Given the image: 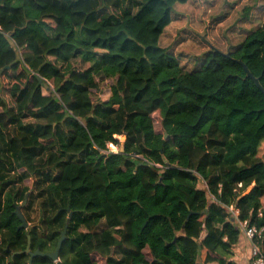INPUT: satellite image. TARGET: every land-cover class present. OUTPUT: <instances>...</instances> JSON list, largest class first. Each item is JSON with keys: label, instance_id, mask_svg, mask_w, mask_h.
Wrapping results in <instances>:
<instances>
[{"label": "trees", "instance_id": "1", "mask_svg": "<svg viewBox=\"0 0 264 264\" xmlns=\"http://www.w3.org/2000/svg\"><path fill=\"white\" fill-rule=\"evenodd\" d=\"M188 1L0 0V264L67 224L32 264H238L241 236L252 264L264 94L238 61L264 87V22L189 70L160 44Z\"/></svg>", "mask_w": 264, "mask_h": 264}, {"label": "rangeland", "instance_id": "2", "mask_svg": "<svg viewBox=\"0 0 264 264\" xmlns=\"http://www.w3.org/2000/svg\"><path fill=\"white\" fill-rule=\"evenodd\" d=\"M172 22L170 28L180 24L181 28L172 31L173 38L165 35L164 46L186 69L194 70L200 67V60L210 50L206 41L226 53L231 46L238 45L248 31L262 25L264 0H189L184 6L177 5ZM112 83L109 79L103 81L102 86ZM4 97L10 101L5 93ZM120 141L123 143L125 138ZM109 148L114 152L119 150L113 144ZM201 187L205 188V184Z\"/></svg>", "mask_w": 264, "mask_h": 264}, {"label": "water", "instance_id": "3", "mask_svg": "<svg viewBox=\"0 0 264 264\" xmlns=\"http://www.w3.org/2000/svg\"><path fill=\"white\" fill-rule=\"evenodd\" d=\"M205 39V38H204ZM206 40V39H205ZM206 43L210 46L211 51L213 53H222L223 55L230 57V52L228 51L227 53H224L222 51H220L219 49H217L214 45H212L209 41H206ZM239 64H241L243 66V68L245 69V72L247 74V77L252 79V81L255 83V85L262 91V93L264 94V87L261 85L260 79L255 77L252 72L250 71V69L247 67V65H245V63H243L242 60L238 61ZM168 137V135H166V138ZM125 150V145L122 144L121 145V151L124 152ZM27 203V200L24 202V205ZM68 211H70V209H68ZM73 217V213L71 212L69 214V219H71ZM19 218L20 220L23 222V228L27 229L28 228V223L26 222L25 218L23 217L22 214H19ZM67 229H68V224L66 225L65 229L63 230L62 234H61V238L58 242L57 248L55 250V252L53 253H43L40 250H38L37 252L33 253L31 251V237L30 235L28 236V246L25 249V253L29 254L31 257V260L29 262V264H32L33 259L36 257H49L51 258L53 261H58L59 259V255H60V251L61 248L63 246V244L65 243L66 239H67Z\"/></svg>", "mask_w": 264, "mask_h": 264}, {"label": "built area", "instance_id": "4", "mask_svg": "<svg viewBox=\"0 0 264 264\" xmlns=\"http://www.w3.org/2000/svg\"><path fill=\"white\" fill-rule=\"evenodd\" d=\"M121 138H123V137H121ZM121 138H119V140ZM111 151L114 152L113 150H111ZM205 187H207L206 184H205ZM228 209L231 211V214H233L236 219L239 218L240 213L235 207L230 206V207H228ZM259 214H260V216L262 215L261 213H259ZM239 226H240V229L242 231V234L245 235L248 238V240L253 244L252 254L254 257V261L252 262V264H264V252L258 246H255V244L253 243V240L256 237H258V236L260 237L262 235L264 229L258 228L255 225H251L249 223V221H244V222L239 221Z\"/></svg>", "mask_w": 264, "mask_h": 264}, {"label": "crops", "instance_id": "5", "mask_svg": "<svg viewBox=\"0 0 264 264\" xmlns=\"http://www.w3.org/2000/svg\"><path fill=\"white\" fill-rule=\"evenodd\" d=\"M172 24H173V22L166 28L164 34L161 37L160 44L164 48H166V46H164L165 45V35L173 38L172 37L173 36L172 31H174V30L178 31L181 28V24L176 25L175 28H170V26ZM249 191H250V189L248 190V192ZM245 239L241 236L239 243L234 247L233 260L238 264H250V262H249V260H250V246L249 245L250 244ZM207 256H208L207 249L204 248L201 252V260L203 263L206 260Z\"/></svg>", "mask_w": 264, "mask_h": 264}]
</instances>
